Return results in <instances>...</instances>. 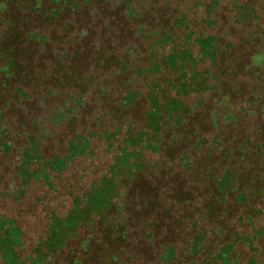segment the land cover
Wrapping results in <instances>:
<instances>
[{"label":"flooded vegetation","instance_id":"af4514ba","mask_svg":"<svg viewBox=\"0 0 264 264\" xmlns=\"http://www.w3.org/2000/svg\"><path fill=\"white\" fill-rule=\"evenodd\" d=\"M262 39L264 0H0V264H264L263 86L252 155L221 110Z\"/></svg>","mask_w":264,"mask_h":264},{"label":"rangeland","instance_id":"374dc122","mask_svg":"<svg viewBox=\"0 0 264 264\" xmlns=\"http://www.w3.org/2000/svg\"><path fill=\"white\" fill-rule=\"evenodd\" d=\"M262 41H264V39H262ZM242 42H248V41L246 39H244V40H242ZM1 50L2 49H0V51ZM0 63H1V65H4V62L3 61L2 62L0 61ZM253 72H254L255 75H252L251 74L252 72L251 73H247L248 75L245 74L247 76L243 75L242 78L244 80L241 82V84L239 83V85H238L239 93L240 92H243L242 93V96H236V98H235V101L236 102H234L233 100L230 101V103L232 104V106L228 102H226L224 105H222V109H221L222 111H230L233 114L239 116L238 122H244L242 125H245L247 123V127L248 128L250 127V129L247 128V130L249 132V135H247V138H244L243 137V141H245L246 145L249 146V147H247V153H249L250 155H252L255 152L254 147L251 148V146H254L256 143H258V141L255 139V137L252 135V130H253V128L261 127V124L260 123L259 124L250 123L247 119H245L243 117H240V112L242 110L241 106H245V105H243V103L245 101H249L251 99V97H252V94L258 92V87H260V85L263 86L262 97H264V61H263V63L260 62L253 69ZM256 76H258L259 79H257ZM233 80H234V78H233ZM260 100L261 99H260V97L258 95V102H257L258 104H260ZM212 110L213 109H210V111H212ZM243 114L246 117H253L252 113H250L248 110L245 111V112H243ZM263 114H264V112H263ZM223 117H224V121H225V116H223ZM226 120H229V116H227ZM217 124L219 125V128H218L217 132L213 134V138L214 139H217V140H214L212 143H209V145L205 146V149L207 151L210 150L212 152H217V153H219V151H221V149H222L223 151L229 152L232 155V158L233 159L236 158L239 155V153H241L240 147L237 148L236 145H233L231 143V138L233 136H232V134H231V137L229 136L228 131L226 129V126L223 125L222 123H220L219 121H217ZM234 125H236V122H235ZM211 131H212V129H211ZM211 136L212 135H208V138H210ZM217 142L219 143L218 147H216V145H215V143H217ZM215 155H216V153H215ZM221 156L222 155L220 154V157ZM251 160L252 159L249 158V164H248V168L249 169H252L253 162L255 163V161H258L259 158L257 160H253V162ZM221 162L225 165V167H223L222 169H226V168L229 169L230 168V169H233V170H239L240 171L239 173H246V171H243V168L244 167L242 169H240V168L237 169L236 167H231V166L228 167L226 161L224 163V160L223 159L221 160ZM263 162H264V154L260 157V160H259L258 164L254 167L255 170H257V173H259L258 171H260L261 173H264V163ZM1 165H2V161L0 160V167H1ZM216 165H217V162H215L211 167L214 170H217L219 168ZM0 170H2V169H0ZM11 171H10V173H8V175H10L13 172V171L12 172ZM212 172H213V170H212ZM257 173H255L256 175L250 176L248 178L249 181H250V183H251V186H254L255 184H257V181L258 180L260 182H262V180H261L262 177L261 176H258ZM261 173H259V174H261ZM0 175H3L4 176V173H2L0 171ZM240 175H241L240 178H242V174H240ZM262 183H264V182H262ZM241 184L243 185L245 183H241ZM208 185L205 186V189H207L206 191L210 193L211 189H209ZM35 190H36V192H29L28 193L27 200H35V197L36 196H39L41 198L45 197V195L42 192H40L41 189L40 190L38 189V186H37V188ZM246 190L245 191L242 190L241 193L244 194L246 192ZM249 190L255 191V189H253V188H249ZM50 199L51 198H48V200H50ZM260 205L263 206L264 203L261 202ZM43 208L46 209V210H44V213H45V211H49L50 212V209L53 208V207L50 204H46V205H43ZM216 210H217V207L215 206V204H212L209 207V211L210 212H215ZM38 215L40 216L41 221L38 222L37 225H38L39 229H43L44 230V228H45V222L43 221L44 214H41L39 212ZM28 231H30V228L28 229Z\"/></svg>","mask_w":264,"mask_h":264},{"label":"trees","instance_id":"16d2710c","mask_svg":"<svg viewBox=\"0 0 264 264\" xmlns=\"http://www.w3.org/2000/svg\"><path fill=\"white\" fill-rule=\"evenodd\" d=\"M247 7H249V8H251V9H249L250 10V12L253 10V16H252V21H257V20H259V17H258V15H256V13L254 12L255 11V9H252V7L251 6H247Z\"/></svg>","mask_w":264,"mask_h":264}]
</instances>
